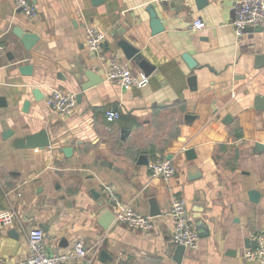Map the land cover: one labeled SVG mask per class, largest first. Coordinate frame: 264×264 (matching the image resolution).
<instances>
[{
  "label": "crops",
  "instance_id": "1",
  "mask_svg": "<svg viewBox=\"0 0 264 264\" xmlns=\"http://www.w3.org/2000/svg\"><path fill=\"white\" fill-rule=\"evenodd\" d=\"M31 1L37 9L32 20L14 0H0V211L17 212L15 225L0 231V264L27 259L33 228L43 229L49 255L69 252L78 241L85 245L87 258L68 264H259L246 253L253 236L264 233V111L255 108V98L264 97V67L257 69L264 65L257 59H264V31L236 36L238 0H207L202 8L197 0ZM151 8L165 28L157 35ZM198 19L205 27L195 31ZM87 27L107 35L103 61L89 49ZM17 31L39 41L27 50ZM122 40L154 66L147 87L125 90L106 80L115 58L144 73L125 58ZM184 55L198 66L191 69ZM25 65L33 66L32 76L19 72ZM87 71L103 83L83 91ZM35 89L42 100L34 98ZM55 90L77 96L70 117L47 106ZM111 110L121 115L112 123L106 118ZM43 130L47 149L16 146ZM7 131L13 135L5 138ZM191 149L196 159L189 162ZM160 159L176 168L169 184L148 170ZM108 186L151 217L153 228L115 221L104 230L97 214L110 202ZM252 190L260 193L257 203ZM174 195L186 200L199 236L197 248L181 253L169 217ZM156 208L161 214L152 217Z\"/></svg>",
  "mask_w": 264,
  "mask_h": 264
},
{
  "label": "built area",
  "instance_id": "2",
  "mask_svg": "<svg viewBox=\"0 0 264 264\" xmlns=\"http://www.w3.org/2000/svg\"><path fill=\"white\" fill-rule=\"evenodd\" d=\"M172 1V0H162ZM16 7L21 10L28 19L37 16V9L31 0H14ZM233 28L236 36L242 38L249 28L264 29V0H238L234 7ZM205 22L195 20L192 29L201 30ZM86 38L91 53L104 60L102 51L107 42V35L94 27H87ZM1 47V45H0ZM2 48V47H1ZM106 80L118 84L125 90L132 88H145L149 84V77L136 74L129 65L120 63L117 58L111 61L106 73ZM49 109L59 117L66 118L73 115L78 107L77 96L74 93L61 90L53 91L46 99ZM121 117L120 112L111 110L106 113L108 122H115ZM242 142V141H241ZM148 170L152 178L161 179L166 184L176 175L174 164L167 159L156 160L149 164ZM116 222L126 226L148 231L153 228V220L124 203L117 195L113 186L106 187ZM169 217L175 225L173 240L175 244L185 248L195 249L199 244V236L195 230L187 208L186 200L174 195L171 201ZM17 220V212L14 209L0 211V231L3 228L13 227ZM45 233L41 228H33L28 233L29 256L26 260L17 264H68L78 260L86 259L88 250L85 245L78 241L69 252L49 255L45 249ZM253 247L246 253L250 261L264 264V233L253 236Z\"/></svg>",
  "mask_w": 264,
  "mask_h": 264
},
{
  "label": "water",
  "instance_id": "3",
  "mask_svg": "<svg viewBox=\"0 0 264 264\" xmlns=\"http://www.w3.org/2000/svg\"><path fill=\"white\" fill-rule=\"evenodd\" d=\"M199 7H204L207 5V0H197ZM105 2V0H93V4L98 6L101 5ZM150 18H151V29H152V34L157 35L165 30L161 20L158 18L157 13L154 11V9H150ZM264 29L262 28H249L246 30V32H255V33H261L263 32ZM17 35L21 39L24 47L27 50H31L39 41V37L37 35L31 34V33H25L23 31H17ZM119 47L122 49L125 58L133 62L141 71L144 72L146 76H149L151 73L154 71V66H152L142 55L139 49L131 45L125 40H122L119 43ZM184 60L188 64V66L191 69H194L198 66V63L190 56V55H184ZM258 61H264L263 58L257 57ZM262 63H258L257 69H261L264 67V65H261ZM264 64V63H263ZM33 66L31 65H25L21 66L19 68V72L21 75L25 77H30L33 75ZM85 77L87 78V82L81 84V89L83 91L90 90L97 85L103 83L102 77H100L98 74H96L93 71H87L85 73ZM191 85L196 83V78L191 77L190 79ZM33 96L37 101H40L43 99V95L41 94L39 89L33 90ZM82 96L79 95L78 100L79 102L81 101ZM30 108V102L26 101L24 104L23 111L28 112ZM255 108L264 111V97L262 96H257L255 98ZM13 135L12 131H7L4 135L5 138H8L9 136ZM16 146L21 149H41L45 150L48 147H50L51 142L50 138L48 135V132L46 130H43L41 132H38L36 134L27 136L24 139H19L16 143ZM257 148H263V145L260 143L256 144ZM64 153L66 156H70L72 153L71 148H66L64 149ZM185 156L187 157L188 161H194L196 159V153L193 149L188 150L185 152ZM195 169V167H193ZM196 170V169H195ZM249 197L252 202L257 203L260 199V193L256 190H252L249 192ZM155 200V199H153ZM155 201L151 202V205H154ZM161 214V211L159 209H152L151 210V216L156 217ZM98 217V222L100 225L104 228V230H108L116 221V216L113 212V205L111 202L109 204H100L99 205V211L97 214ZM185 247L179 246V253L183 251ZM105 256V255H104Z\"/></svg>",
  "mask_w": 264,
  "mask_h": 264
}]
</instances>
